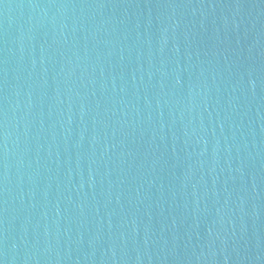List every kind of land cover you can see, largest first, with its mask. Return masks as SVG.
Returning <instances> with one entry per match:
<instances>
[{"label": "water", "instance_id": "95a60500", "mask_svg": "<svg viewBox=\"0 0 264 264\" xmlns=\"http://www.w3.org/2000/svg\"><path fill=\"white\" fill-rule=\"evenodd\" d=\"M0 264H264V0H0Z\"/></svg>", "mask_w": 264, "mask_h": 264}]
</instances>
